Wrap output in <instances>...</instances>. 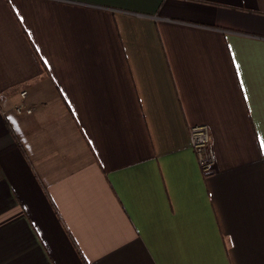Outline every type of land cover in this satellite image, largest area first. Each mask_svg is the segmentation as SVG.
Here are the masks:
<instances>
[{
    "label": "crops",
    "instance_id": "crops-1",
    "mask_svg": "<svg viewBox=\"0 0 264 264\" xmlns=\"http://www.w3.org/2000/svg\"><path fill=\"white\" fill-rule=\"evenodd\" d=\"M0 264H264V0H0Z\"/></svg>",
    "mask_w": 264,
    "mask_h": 264
},
{
    "label": "built area",
    "instance_id": "built-area-1",
    "mask_svg": "<svg viewBox=\"0 0 264 264\" xmlns=\"http://www.w3.org/2000/svg\"><path fill=\"white\" fill-rule=\"evenodd\" d=\"M13 112L17 115H32L35 105L28 100V92H20L19 102L13 107ZM192 148L198 157L201 170L205 176L213 173L215 163L214 151L212 148V138L207 126H195L190 130Z\"/></svg>",
    "mask_w": 264,
    "mask_h": 264
}]
</instances>
